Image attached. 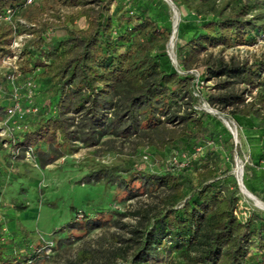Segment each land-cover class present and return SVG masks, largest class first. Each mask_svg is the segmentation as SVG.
Listing matches in <instances>:
<instances>
[{"label":"trees","instance_id":"16d2710c","mask_svg":"<svg viewBox=\"0 0 264 264\" xmlns=\"http://www.w3.org/2000/svg\"><path fill=\"white\" fill-rule=\"evenodd\" d=\"M37 1L0 0V66L4 58L16 55L21 93L28 79L35 85L32 102L21 100L22 106L37 107L22 116L7 114L12 88L6 74L11 70L0 68V129L9 128L0 139L6 162L23 159L28 147L39 167L64 158L75 144L111 151L117 141L137 140L138 149L145 144L171 149L177 159L167 171L132 170L118 176L116 199L147 196L157 204L122 213L135 220L120 224L129 228L123 241L132 252L118 253L121 262L107 257L102 264H264V213L239 216L237 181L223 177L228 170L224 159H233L231 133L208 112L193 109L198 85L216 80V92L207 95V103L229 108L231 118L241 128L255 129L260 141V151L252 156L260 171L247 167L245 173L251 170L260 179L264 201V0H170L185 13L177 24L178 35L187 36L175 49L179 69L167 50L173 27L166 0H56L76 11L62 16L53 9L51 22L29 13ZM7 10L11 20L4 19ZM23 15L29 26L18 22ZM78 18L84 26L74 25ZM14 33L30 36L16 53L10 48ZM239 46L262 51L251 60L212 57L211 50ZM200 63L204 70L196 78L190 71ZM45 90L54 99L49 105L37 94ZM253 117H261L260 124ZM224 181L231 188H224ZM243 183L257 194L246 175ZM13 207L26 209L19 202ZM78 214L84 233L113 223L112 214L73 207L66 229L79 220ZM1 222L0 264H49L46 243L34 246L25 233L17 250L3 245ZM59 235L48 242L50 249L71 242L70 234ZM93 257L83 249L78 260L96 264Z\"/></svg>","mask_w":264,"mask_h":264},{"label":"rangeland","instance_id":"374dc122","mask_svg":"<svg viewBox=\"0 0 264 264\" xmlns=\"http://www.w3.org/2000/svg\"><path fill=\"white\" fill-rule=\"evenodd\" d=\"M166 2L171 11L172 27L174 23L176 24L174 46L169 49L168 42L167 50L172 64L178 68L175 49L187 36L183 38L178 35L177 24L185 13L170 0H166ZM38 6L45 7L46 12L42 14ZM53 9L62 16L76 11V9L57 4L56 0H38L37 4L30 8L29 13L39 15L43 18L42 20L51 22L50 15ZM27 18L26 15H23V18L18 22L29 26L31 21ZM84 24L83 18H78L74 22L77 27L84 26ZM29 37H23V43ZM247 41H250V37H247ZM261 51L262 48L260 47L256 49L248 46H242L237 50H226L225 52H220L217 49L211 50L213 58L222 57L226 61L230 58H234L236 61L251 60ZM203 70L204 67L200 63L190 72L197 78ZM215 81L213 79L198 85L199 93L195 92L197 103L193 109L208 112L220 120L231 133L234 143L233 159H224L228 170L223 177L233 176L237 181L241 211L239 216L244 217L252 211L264 213V209L259 208L253 200L248 198L243 189L245 188L243 178L246 175L256 185L257 194L254 196L261 200L260 189L262 184L260 179H254L251 170H248V174L245 173L247 167H252L257 173L260 171L254 166L252 159L253 154L260 151V141L256 136L255 129L241 128L231 118L229 108L219 110V107H212L207 103L205 100L207 95L216 92ZM235 87L240 91V86ZM37 94L41 97L43 105H49L54 101L46 90L37 92ZM250 99L251 97L248 96L247 101ZM25 100L23 98V102ZM3 101L8 103L7 98ZM186 107L184 105L182 110ZM262 112H264V107H262ZM260 118L253 117L254 123L260 124ZM7 130L5 128L0 129V139L7 136ZM136 142L137 140L117 141L116 147L111 151H106L104 147L87 148L75 144L68 148L64 158L45 167L36 166L33 162L25 161L22 158L7 163L6 161H9L7 151L0 149V220H2L4 233V239L1 243L9 245L13 251L17 250V241L25 233L34 246L39 241L46 243L44 250L48 255L49 264H64L68 260L86 264V261L79 262L78 260L83 249L92 253L96 264H102L107 257L121 262L118 253L127 252L129 254L132 249L123 241L130 236L127 231L129 228L127 226L121 227L120 224L128 225L135 222L133 217L122 216V213H133L147 203L156 206L157 200L154 197L138 196L130 200L119 201L113 196L114 189L120 182L118 176H126L132 170L163 173L177 159L176 153L171 149L159 151L150 144H145L142 149H138L135 145ZM205 151H207V147H205ZM223 184L224 188H231L230 183L224 181ZM116 196L121 197L119 192ZM14 202L24 204L26 209L22 212L16 211L13 207ZM73 207L100 211L106 215L112 214L113 223L100 227L94 226L84 233L81 230L84 222L78 214L79 220L66 229V226L72 221ZM115 221H118L119 224H115ZM61 228L63 229L60 230ZM57 229L59 233L54 234L53 232ZM59 234H70L71 242L65 246L62 241L59 247L50 249L47 246L50 244L48 242L55 241L54 238L61 236Z\"/></svg>","mask_w":264,"mask_h":264},{"label":"built area","instance_id":"2783aa9c","mask_svg":"<svg viewBox=\"0 0 264 264\" xmlns=\"http://www.w3.org/2000/svg\"><path fill=\"white\" fill-rule=\"evenodd\" d=\"M33 2H34V0H25L26 5H31ZM11 16H12V12L10 10H7L6 16L4 19L5 20H11ZM25 36H29V35H22V34L17 35L14 33V38H13V41L11 43L10 48L15 53L22 46V44H23L22 38ZM259 44H262V42H259ZM248 47H251V46H248ZM238 48H242V46L236 47L233 50H237ZM0 68L1 69L3 68L5 71L11 70V73L6 74V79L8 80V82L10 83L11 88H12V92L10 95L11 103L7 109V114L10 117H12L15 115L22 116L23 114H25L29 111L35 112L37 110V107H32L31 109H24L22 106L21 100H23V98L26 99L25 101H28L29 103L32 102V100L34 98L33 97V94H34L33 87H35V85L33 84V81L28 79L27 82H25V85H23L26 89L24 90V92L21 93L22 87L16 83L18 76H19L16 55L4 58L2 60ZM0 90H1V88H0ZM23 159H25V161L33 162V164L36 165V162H35V159L33 156V151H32L31 147H28L24 151V158Z\"/></svg>","mask_w":264,"mask_h":264},{"label":"bare ground","instance_id":"6f19581e","mask_svg":"<svg viewBox=\"0 0 264 264\" xmlns=\"http://www.w3.org/2000/svg\"><path fill=\"white\" fill-rule=\"evenodd\" d=\"M175 27H176V24L174 23L173 24V28L174 29L172 31L174 33L172 34V36L170 37V40H169V47H170L169 49L173 48V46H174V38H175V34H176V28ZM237 173H238V171H237ZM243 189H244V192H245V194H246V196L248 198H250L251 200H253L259 208L264 209V202H262L261 200H259L256 196H254L246 188H243Z\"/></svg>","mask_w":264,"mask_h":264}]
</instances>
